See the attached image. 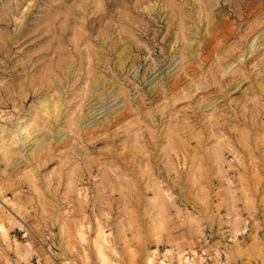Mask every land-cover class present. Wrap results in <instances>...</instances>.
<instances>
[{
    "label": "rangeland",
    "instance_id": "rangeland-1",
    "mask_svg": "<svg viewBox=\"0 0 264 264\" xmlns=\"http://www.w3.org/2000/svg\"><path fill=\"white\" fill-rule=\"evenodd\" d=\"M0 219V264H264V0H0Z\"/></svg>",
    "mask_w": 264,
    "mask_h": 264
},
{
    "label": "bare ground",
    "instance_id": "bare-ground-1",
    "mask_svg": "<svg viewBox=\"0 0 264 264\" xmlns=\"http://www.w3.org/2000/svg\"><path fill=\"white\" fill-rule=\"evenodd\" d=\"M0 230L4 231V226L1 219H0ZM98 230L100 231L98 233V236L94 239L93 245L96 249L97 256L99 257L101 262L104 264H108V256L105 251V248H107L105 245L107 243V238L104 235L105 233L102 231L103 230L102 227H99ZM79 235L81 239H84L82 232H80ZM155 250L156 249H152L151 252L147 255L145 264H154V253L156 252ZM161 264H164L163 259L161 260Z\"/></svg>",
    "mask_w": 264,
    "mask_h": 264
}]
</instances>
